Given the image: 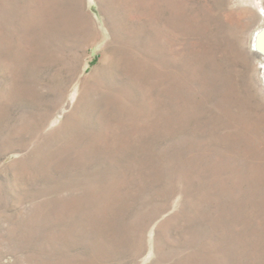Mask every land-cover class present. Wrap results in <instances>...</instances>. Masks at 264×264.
<instances>
[{
  "label": "rangeland",
  "instance_id": "obj_1",
  "mask_svg": "<svg viewBox=\"0 0 264 264\" xmlns=\"http://www.w3.org/2000/svg\"><path fill=\"white\" fill-rule=\"evenodd\" d=\"M264 0H0V264H264Z\"/></svg>",
  "mask_w": 264,
  "mask_h": 264
},
{
  "label": "bare ground",
  "instance_id": "obj_2",
  "mask_svg": "<svg viewBox=\"0 0 264 264\" xmlns=\"http://www.w3.org/2000/svg\"><path fill=\"white\" fill-rule=\"evenodd\" d=\"M252 52L259 56L261 62V79L264 84V24L261 27H257L252 34L251 40Z\"/></svg>",
  "mask_w": 264,
  "mask_h": 264
}]
</instances>
